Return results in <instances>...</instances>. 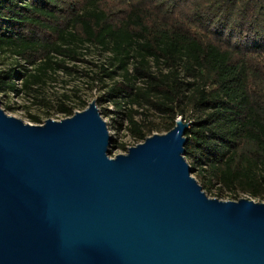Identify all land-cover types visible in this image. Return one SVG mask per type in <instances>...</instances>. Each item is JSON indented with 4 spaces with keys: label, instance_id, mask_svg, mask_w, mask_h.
Wrapping results in <instances>:
<instances>
[{
    "label": "water",
    "instance_id": "obj_1",
    "mask_svg": "<svg viewBox=\"0 0 264 264\" xmlns=\"http://www.w3.org/2000/svg\"><path fill=\"white\" fill-rule=\"evenodd\" d=\"M189 127L110 157L95 100L41 125L0 107V264H264V204L206 195Z\"/></svg>",
    "mask_w": 264,
    "mask_h": 264
},
{
    "label": "trees",
    "instance_id": "obj_2",
    "mask_svg": "<svg viewBox=\"0 0 264 264\" xmlns=\"http://www.w3.org/2000/svg\"><path fill=\"white\" fill-rule=\"evenodd\" d=\"M85 45L117 60L107 75L120 70L123 79L108 99L126 108L136 143L148 134L134 120L133 107L148 105L169 119V131L187 106L193 115L185 158L202 189L217 184L259 196L264 190V0H0V54L9 52L18 61L0 75V94L20 92L17 79L22 88L33 89L45 65H60L56 57L80 61L78 50ZM150 62L169 72L154 75ZM135 79L143 81V89ZM59 110L72 114L64 104ZM113 145L125 149L123 143Z\"/></svg>",
    "mask_w": 264,
    "mask_h": 264
},
{
    "label": "rangeland",
    "instance_id": "obj_3",
    "mask_svg": "<svg viewBox=\"0 0 264 264\" xmlns=\"http://www.w3.org/2000/svg\"><path fill=\"white\" fill-rule=\"evenodd\" d=\"M78 52L81 57L80 61L56 57L53 61L60 65H45L41 70V81L33 85V89L22 88L20 79L14 81L20 92L0 94V107L7 115L18 118L24 123L41 125L48 119L59 121L71 116L74 112L82 111L88 103L95 100L101 117L107 124L111 141H115L116 144H124L125 149H121L117 145L109 147L110 157L125 154L129 147L142 141L136 143L128 131L129 125L125 116L129 113L124 111L126 108L123 106L116 108L113 101L108 99V91L123 79L120 70H117L116 74L107 75L115 69L117 60L113 59L110 52L97 50L89 45H85ZM17 62L16 57L9 52L0 54V75L15 69ZM28 69L30 72H36L32 67ZM127 69L133 78L131 63L128 64ZM150 70L154 75H158L159 72L163 75L169 72L164 66H155L152 62H150ZM134 83L138 88L143 89L145 86L141 79H135ZM62 104L72 108L71 115L59 110ZM133 109V118L137 123L143 124L144 130L148 134L147 137L151 134L168 132L166 126L169 124V119L162 118L148 105L143 104L141 108L133 107ZM192 115L186 106L184 119L180 116H177L176 119L181 118L188 122ZM32 117L37 118L38 121H33ZM148 129H150L149 133ZM192 176L202 182L197 173H193ZM204 191L209 198L220 201H236L247 198L264 204L263 189L257 197H253L241 189H236L234 192L227 191L217 184L213 186L206 184Z\"/></svg>",
    "mask_w": 264,
    "mask_h": 264
}]
</instances>
